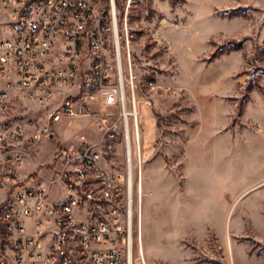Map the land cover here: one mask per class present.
I'll return each instance as SVG.
<instances>
[{
  "label": "rangeland",
  "instance_id": "obj_1",
  "mask_svg": "<svg viewBox=\"0 0 264 264\" xmlns=\"http://www.w3.org/2000/svg\"><path fill=\"white\" fill-rule=\"evenodd\" d=\"M5 1L14 0H0L1 9ZM114 1L130 127L141 146L134 144L135 262L264 264V0ZM233 42L241 48L227 49ZM45 101L13 92L0 114L31 121L24 142L36 165L26 178L24 161L13 172L26 186L49 182L62 146L101 137L94 114L65 117L58 128L49 115L60 104ZM106 109L123 128V103ZM46 122L52 136L32 140ZM127 157L123 137L102 162L125 168Z\"/></svg>",
  "mask_w": 264,
  "mask_h": 264
},
{
  "label": "built area",
  "instance_id": "obj_2",
  "mask_svg": "<svg viewBox=\"0 0 264 264\" xmlns=\"http://www.w3.org/2000/svg\"><path fill=\"white\" fill-rule=\"evenodd\" d=\"M113 1L3 4L10 7V34L0 38V114L9 109L13 92L47 103L57 88H76L49 119L94 114L101 137L89 143L83 134V144L62 146L60 167L49 182L26 186L13 172L27 155L23 142L31 121L0 120V264H141L132 239L129 160L125 168L102 162L121 138L128 147L125 120L121 128L106 109L123 103ZM101 98L103 106L94 113L90 107ZM51 130L46 122L32 140L51 137Z\"/></svg>",
  "mask_w": 264,
  "mask_h": 264
},
{
  "label": "bare ground",
  "instance_id": "obj_3",
  "mask_svg": "<svg viewBox=\"0 0 264 264\" xmlns=\"http://www.w3.org/2000/svg\"><path fill=\"white\" fill-rule=\"evenodd\" d=\"M115 2V1H114ZM114 13L115 16H117V10L116 7H114ZM116 32L117 33V40H118V47H119V65H120V69H121V77L124 74V69H123V56H122V46H121V38H120V34H119V27H118V21L116 20ZM121 90H122V98H123V115L125 117V124H126V140H127V148H128V157H129V175L131 177V183H130V194H129V204H130V218H131V223H132V227H133V214H134V142H133V135H132V130L130 127V117L129 115L134 112H130L129 108L127 107V99H126V93H125V86H124V82L122 81L121 84ZM136 109H137V104L135 103ZM135 133H136V137H137V141L139 142L140 140V136H141V132H140V128L137 124V127L135 129ZM140 145V143H139ZM127 157V158H128ZM140 192L142 193L143 191V187L142 184H140ZM132 239H134V235L132 236ZM141 249L142 251L144 250V245L141 244Z\"/></svg>",
  "mask_w": 264,
  "mask_h": 264
},
{
  "label": "crops",
  "instance_id": "obj_4",
  "mask_svg": "<svg viewBox=\"0 0 264 264\" xmlns=\"http://www.w3.org/2000/svg\"><path fill=\"white\" fill-rule=\"evenodd\" d=\"M0 6H1V3H0ZM9 12H10L9 8H5L3 6H2V9L0 8V27L1 28H3V27L7 28V32L4 30L5 28L1 30L3 32V35H1L0 38L10 34V28H9V24L10 23L9 24L7 22H6L7 24L3 23L5 21H9ZM0 82L2 83L3 81L1 80ZM76 91H77L76 88H66V87L57 88L54 97L51 99L52 105H55L57 107L59 104H61L63 102V100L66 97V95L73 94ZM61 121L56 123V124H58L57 127L58 128L59 127L60 128L61 127L65 128V126L63 124L59 125L61 123ZM27 145H28L27 142H23V147L26 150L27 155L25 157L23 165L19 168L20 175H21V177H24V178H26V176H27V174L29 172L28 168L34 167L36 165V162L34 160L35 157L32 156V154L29 151H27L28 150V146ZM45 178H47V177H45Z\"/></svg>",
  "mask_w": 264,
  "mask_h": 264
},
{
  "label": "trees",
  "instance_id": "obj_5",
  "mask_svg": "<svg viewBox=\"0 0 264 264\" xmlns=\"http://www.w3.org/2000/svg\"><path fill=\"white\" fill-rule=\"evenodd\" d=\"M233 40H231V42H232ZM229 43H230V41H229ZM241 42L239 43V42H233V44H231L230 46H229V48H227V49H234V48H241ZM248 86L250 85H254L255 84V78L254 77H251V78H249L248 79ZM263 89V88H262ZM52 129H53V127H52ZM53 130H51V132H52ZM0 211H1V209H0ZM1 233H4V230L2 229L1 230Z\"/></svg>",
  "mask_w": 264,
  "mask_h": 264
}]
</instances>
